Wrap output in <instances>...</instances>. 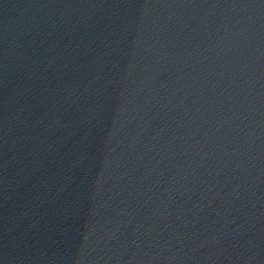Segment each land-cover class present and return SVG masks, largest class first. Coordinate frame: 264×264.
<instances>
[{
  "label": "water",
  "instance_id": "water-1",
  "mask_svg": "<svg viewBox=\"0 0 264 264\" xmlns=\"http://www.w3.org/2000/svg\"><path fill=\"white\" fill-rule=\"evenodd\" d=\"M0 264H264V0H0Z\"/></svg>",
  "mask_w": 264,
  "mask_h": 264
}]
</instances>
